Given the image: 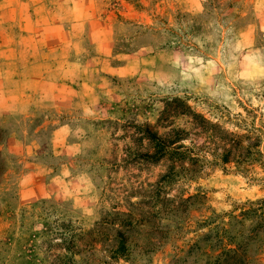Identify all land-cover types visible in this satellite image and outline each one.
Wrapping results in <instances>:
<instances>
[{"label":"rangeland","instance_id":"rangeland-1","mask_svg":"<svg viewBox=\"0 0 264 264\" xmlns=\"http://www.w3.org/2000/svg\"><path fill=\"white\" fill-rule=\"evenodd\" d=\"M0 264H264V0H0Z\"/></svg>","mask_w":264,"mask_h":264},{"label":"trees","instance_id":"trees-1","mask_svg":"<svg viewBox=\"0 0 264 264\" xmlns=\"http://www.w3.org/2000/svg\"><path fill=\"white\" fill-rule=\"evenodd\" d=\"M225 255H227V254H225Z\"/></svg>","mask_w":264,"mask_h":264}]
</instances>
